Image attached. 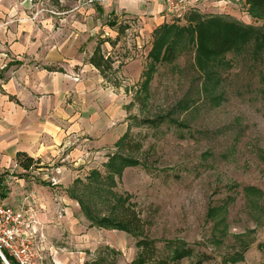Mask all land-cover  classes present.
Instances as JSON below:
<instances>
[{
  "label": "rangeland",
  "instance_id": "rangeland-1",
  "mask_svg": "<svg viewBox=\"0 0 264 264\" xmlns=\"http://www.w3.org/2000/svg\"><path fill=\"white\" fill-rule=\"evenodd\" d=\"M144 1L0 0V66L40 71L61 85L66 134L53 166L31 180L55 181L58 168V191L69 195L76 178L104 171L110 154L132 155L140 163L125 168L116 189L132 195L152 221L148 234L159 253L184 240L206 260L177 264H264V65L250 54L228 53L216 68L221 84L205 87L189 44L174 62L159 64L148 92L142 90L154 31L162 24L182 27L194 14L219 15L264 32V17L246 0H183L172 10L159 0V10L146 11ZM127 2L134 10L123 8ZM99 41L114 60L108 81L88 62ZM22 100L29 103L27 96ZM6 174L7 183H16V169ZM30 197L25 211L37 208ZM55 211L40 221L25 212L36 264H91L108 257L106 246L119 251L116 264H133L138 248L130 233L90 226L71 197L56 200Z\"/></svg>",
  "mask_w": 264,
  "mask_h": 264
},
{
  "label": "trees",
  "instance_id": "trees-1",
  "mask_svg": "<svg viewBox=\"0 0 264 264\" xmlns=\"http://www.w3.org/2000/svg\"><path fill=\"white\" fill-rule=\"evenodd\" d=\"M246 3L254 15L264 17V0H246ZM189 20V24L182 27L175 24H162L155 29L153 45L148 54L149 62L143 72L145 77L142 83L143 91L148 92L149 82L158 70L159 64L174 62L180 51L184 49L183 47L189 44L195 46L196 63L207 78V81H203L205 87H210L209 84L212 81L216 86L221 84V74L216 68L221 66L228 53L237 57L250 54L264 65L263 31L240 22L227 20L219 15L201 18L194 14ZM111 25H117V22H111ZM101 43V41L98 42L88 62L95 66L108 81L109 70L112 69L114 60L104 54ZM179 106L183 110L190 108L189 105L180 104ZM164 119L165 117L162 116L160 120ZM169 121L185 125L172 117H169ZM127 138L128 133H125L116 144L122 147L127 143ZM17 158L19 164L25 168L34 163V159L25 152H18ZM139 163V159L132 155L121 152L112 153L104 163V171L93 168L85 180L76 178L68 189L69 195L78 201L90 226L122 230L136 238L138 252L133 264H177L188 257L198 258V263L206 260L184 240H179L175 246L169 244L166 255L159 253L156 240L148 234L152 221L143 215L138 203L132 199V195L116 189L117 179L123 175L125 168ZM0 190L6 197V180L3 175H0ZM105 250L108 257L99 255L91 264H116L119 251L110 246H106ZM7 257L11 264H18L13 257L9 255Z\"/></svg>",
  "mask_w": 264,
  "mask_h": 264
},
{
  "label": "crops",
  "instance_id": "crops-1",
  "mask_svg": "<svg viewBox=\"0 0 264 264\" xmlns=\"http://www.w3.org/2000/svg\"><path fill=\"white\" fill-rule=\"evenodd\" d=\"M134 5L127 2L123 8H127L126 11L130 12L134 10ZM142 6L144 11L151 8L159 10L161 3L159 0H145ZM14 53L18 52L14 51L12 55L20 58L19 54ZM0 89L2 91L5 89L8 93L2 95L0 91V175L6 180V200L25 211L24 202L28 201L30 195L37 208L31 207L26 210L28 215L39 221L44 216L54 217L55 201L64 198L68 202L70 199L69 195H62L58 191L61 183L58 168L53 171L52 178L55 181H44L45 177L42 175L43 180L37 184L31 180L34 178L31 174H41L40 171L53 166L59 152L58 147L66 134L63 127L62 102L58 96L61 85L55 79L50 80L40 71L17 69L9 72L6 63L0 66ZM25 90L29 93H25ZM48 90L54 93L50 99L44 97L38 101L31 97L34 93ZM23 96L28 97L29 103L22 100ZM18 152H25L34 159V163L28 168L19 164ZM14 169L19 173L18 179L16 183L14 181L7 183L6 172H14ZM30 185H32L31 194ZM62 217L65 219L66 215ZM62 217L59 219L61 220Z\"/></svg>",
  "mask_w": 264,
  "mask_h": 264
},
{
  "label": "built area",
  "instance_id": "built-area-1",
  "mask_svg": "<svg viewBox=\"0 0 264 264\" xmlns=\"http://www.w3.org/2000/svg\"><path fill=\"white\" fill-rule=\"evenodd\" d=\"M164 1L169 10H172L180 6L183 0ZM28 224L23 209L11 205L0 190V257L10 264L7 255L13 257L18 264H36V251L30 245Z\"/></svg>",
  "mask_w": 264,
  "mask_h": 264
},
{
  "label": "water",
  "instance_id": "water-1",
  "mask_svg": "<svg viewBox=\"0 0 264 264\" xmlns=\"http://www.w3.org/2000/svg\"><path fill=\"white\" fill-rule=\"evenodd\" d=\"M2 258V257H1ZM2 260L4 261L5 264H10L9 262H7L4 258H2Z\"/></svg>",
  "mask_w": 264,
  "mask_h": 264
}]
</instances>
